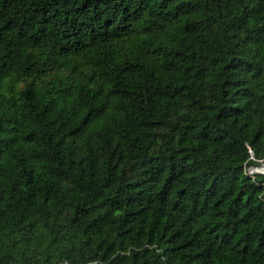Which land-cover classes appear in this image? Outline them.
Segmentation results:
<instances>
[{
	"label": "trees",
	"instance_id": "obj_1",
	"mask_svg": "<svg viewBox=\"0 0 264 264\" xmlns=\"http://www.w3.org/2000/svg\"><path fill=\"white\" fill-rule=\"evenodd\" d=\"M260 161L264 0H0V264H264Z\"/></svg>",
	"mask_w": 264,
	"mask_h": 264
},
{
	"label": "rangeland",
	"instance_id": "obj_2",
	"mask_svg": "<svg viewBox=\"0 0 264 264\" xmlns=\"http://www.w3.org/2000/svg\"><path fill=\"white\" fill-rule=\"evenodd\" d=\"M245 170L246 172H264V162L260 161L257 165L246 166Z\"/></svg>",
	"mask_w": 264,
	"mask_h": 264
},
{
	"label": "water",
	"instance_id": "obj_3",
	"mask_svg": "<svg viewBox=\"0 0 264 264\" xmlns=\"http://www.w3.org/2000/svg\"><path fill=\"white\" fill-rule=\"evenodd\" d=\"M264 162V161H263Z\"/></svg>",
	"mask_w": 264,
	"mask_h": 264
}]
</instances>
